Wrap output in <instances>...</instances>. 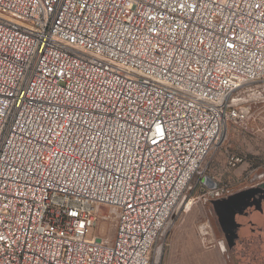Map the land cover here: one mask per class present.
Instances as JSON below:
<instances>
[{
	"label": "built area",
	"instance_id": "1",
	"mask_svg": "<svg viewBox=\"0 0 264 264\" xmlns=\"http://www.w3.org/2000/svg\"><path fill=\"white\" fill-rule=\"evenodd\" d=\"M263 100L264 0H0V264H149Z\"/></svg>",
	"mask_w": 264,
	"mask_h": 264
},
{
	"label": "rangeland",
	"instance_id": "2",
	"mask_svg": "<svg viewBox=\"0 0 264 264\" xmlns=\"http://www.w3.org/2000/svg\"><path fill=\"white\" fill-rule=\"evenodd\" d=\"M252 111L249 130L223 129L154 243L149 264H264V202H227L264 187V100ZM204 178L226 192L211 194ZM102 214L106 220L92 234L111 244L116 215L108 209Z\"/></svg>",
	"mask_w": 264,
	"mask_h": 264
},
{
	"label": "crops",
	"instance_id": "3",
	"mask_svg": "<svg viewBox=\"0 0 264 264\" xmlns=\"http://www.w3.org/2000/svg\"><path fill=\"white\" fill-rule=\"evenodd\" d=\"M227 202H264V187L261 190L252 189L244 193L235 194L229 200L227 199Z\"/></svg>",
	"mask_w": 264,
	"mask_h": 264
},
{
	"label": "water",
	"instance_id": "4",
	"mask_svg": "<svg viewBox=\"0 0 264 264\" xmlns=\"http://www.w3.org/2000/svg\"><path fill=\"white\" fill-rule=\"evenodd\" d=\"M202 182H203V184L209 183L211 189H216V188H217V186H216L215 184H211V183L207 180V178H204Z\"/></svg>",
	"mask_w": 264,
	"mask_h": 264
},
{
	"label": "trees",
	"instance_id": "5",
	"mask_svg": "<svg viewBox=\"0 0 264 264\" xmlns=\"http://www.w3.org/2000/svg\"><path fill=\"white\" fill-rule=\"evenodd\" d=\"M264 228V227H263ZM260 250H262V249H260ZM260 252H262L261 253V255L264 257V250H262V251H260ZM262 256H260L261 258H262ZM264 262V261H263Z\"/></svg>",
	"mask_w": 264,
	"mask_h": 264
}]
</instances>
